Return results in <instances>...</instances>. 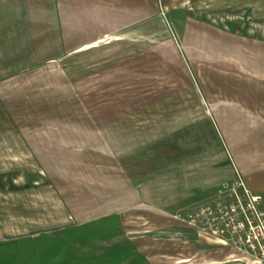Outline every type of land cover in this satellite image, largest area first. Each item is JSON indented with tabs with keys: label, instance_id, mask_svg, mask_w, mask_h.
I'll use <instances>...</instances> for the list:
<instances>
[{
	"label": "rangeland",
	"instance_id": "1",
	"mask_svg": "<svg viewBox=\"0 0 264 264\" xmlns=\"http://www.w3.org/2000/svg\"><path fill=\"white\" fill-rule=\"evenodd\" d=\"M172 1L140 0L139 26L125 27L118 40L71 52L78 43L66 40L72 31L60 25L58 12L83 13L91 2L107 6L111 0H13L10 34L0 39V59L12 64L8 76L0 72V174L14 178L12 184L0 178V242L25 238L20 237L27 233L25 221H37L33 218L43 219L40 229L53 227L45 224L49 219L44 209L34 216L20 215L30 198L39 197L44 206L46 197L43 187L22 189L20 173L38 168L20 151L21 134H35L37 127L79 128L85 112L96 114L94 123L113 122L111 130L124 129L142 146L155 138L157 154L165 152L171 159L180 154L178 149L204 150L205 158L214 154L232 169V179L237 171L251 190V185L264 189V121L245 119V110L230 104L238 98L235 86L240 83L230 79L232 65L200 62L195 65L199 73L192 69L168 17L171 6L164 4ZM124 2L127 13L132 1ZM173 3L193 20L264 44V0ZM178 18L183 27L184 17ZM246 78L245 86L252 83L261 90L260 76ZM231 107L242 118L229 119ZM47 192L53 193L49 187ZM262 196L264 209V192ZM106 244L96 240L73 247L75 253L86 254Z\"/></svg>",
	"mask_w": 264,
	"mask_h": 264
},
{
	"label": "crops",
	"instance_id": "2",
	"mask_svg": "<svg viewBox=\"0 0 264 264\" xmlns=\"http://www.w3.org/2000/svg\"><path fill=\"white\" fill-rule=\"evenodd\" d=\"M131 1L127 13L124 0L123 8L119 0H111L107 6L103 2H91V6L85 5L83 13L78 9L63 15L60 10V25H68L72 31V36L70 34L66 40L78 43L71 52L118 40L125 27L139 26L140 0ZM173 1L164 4L171 6L168 17L192 69L199 73L201 68H195V65L200 62L232 65L233 77L230 79L240 83L235 86L238 98H233L230 104L240 105V109L245 110L243 118L260 117L264 121V44L193 20ZM12 8L13 0H0L1 40H5L10 32ZM178 16L184 17L181 20L185 23L183 27ZM196 56L201 59H192ZM1 71L6 72L5 77L12 72L10 60L7 63L0 59ZM246 75L260 76L263 79L261 90H255L252 83L245 86ZM232 109L229 119L242 118ZM259 111L261 115L257 114ZM94 115L92 112L81 113L85 123L79 128L37 127L35 134H21L20 151L25 153L24 157L34 159L38 168L20 173L25 179L22 189L43 187L46 197L44 206L39 197L30 198L29 205L21 208L20 215L34 216L44 209L49 219L44 220L45 224L53 227L40 229L38 224H42L43 219L33 218L37 221H25L27 233L20 237L53 232L117 214L123 234L115 240H131L136 252L149 264H256L230 246L198 233L176 218L177 213L193 210L233 180V171L227 163L222 164L220 157L214 154L205 158L204 150L178 149L180 154L172 159L165 152L157 154L155 138H152V144L148 139L149 144L142 146L136 137L126 136L124 129L111 130L109 125H114L113 122L94 123L97 119ZM1 174L0 178L5 176L14 183L13 175ZM48 187L53 191L50 195ZM251 187L263 195L264 189ZM33 205L36 212L31 211Z\"/></svg>",
	"mask_w": 264,
	"mask_h": 264
},
{
	"label": "trees",
	"instance_id": "3",
	"mask_svg": "<svg viewBox=\"0 0 264 264\" xmlns=\"http://www.w3.org/2000/svg\"><path fill=\"white\" fill-rule=\"evenodd\" d=\"M122 234L119 216L106 215L52 233L0 242V264H149L131 240H114ZM96 240L107 244L97 252L75 253L74 245Z\"/></svg>",
	"mask_w": 264,
	"mask_h": 264
},
{
	"label": "built area",
	"instance_id": "4",
	"mask_svg": "<svg viewBox=\"0 0 264 264\" xmlns=\"http://www.w3.org/2000/svg\"><path fill=\"white\" fill-rule=\"evenodd\" d=\"M263 197L245 184L239 173L193 210L177 213L198 233L228 245L251 263L264 264Z\"/></svg>",
	"mask_w": 264,
	"mask_h": 264
}]
</instances>
